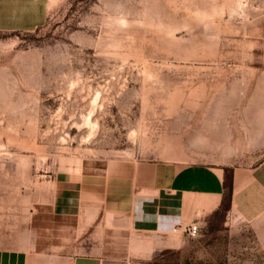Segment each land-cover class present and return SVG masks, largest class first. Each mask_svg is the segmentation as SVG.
I'll return each instance as SVG.
<instances>
[{
	"label": "rangeland",
	"instance_id": "374dc122",
	"mask_svg": "<svg viewBox=\"0 0 264 264\" xmlns=\"http://www.w3.org/2000/svg\"><path fill=\"white\" fill-rule=\"evenodd\" d=\"M49 2L42 26L0 32V247L50 223L51 179L73 167L264 161V0ZM253 230L221 210L180 260L264 264Z\"/></svg>",
	"mask_w": 264,
	"mask_h": 264
},
{
	"label": "crops",
	"instance_id": "0c3cea01",
	"mask_svg": "<svg viewBox=\"0 0 264 264\" xmlns=\"http://www.w3.org/2000/svg\"><path fill=\"white\" fill-rule=\"evenodd\" d=\"M49 1L0 0V32L42 26ZM257 42L252 64L264 70V25ZM69 170L51 179L50 223L36 226L19 249L0 247V264H187L180 260L184 227L201 230L221 210L251 225L264 248V161L233 169L145 161L111 172Z\"/></svg>",
	"mask_w": 264,
	"mask_h": 264
},
{
	"label": "built area",
	"instance_id": "2783aa9c",
	"mask_svg": "<svg viewBox=\"0 0 264 264\" xmlns=\"http://www.w3.org/2000/svg\"><path fill=\"white\" fill-rule=\"evenodd\" d=\"M183 231L188 237H195L200 232V227L197 224L192 223L185 226Z\"/></svg>",
	"mask_w": 264,
	"mask_h": 264
}]
</instances>
